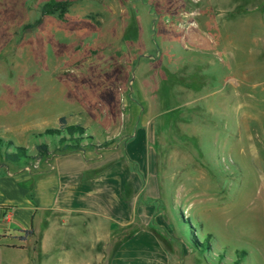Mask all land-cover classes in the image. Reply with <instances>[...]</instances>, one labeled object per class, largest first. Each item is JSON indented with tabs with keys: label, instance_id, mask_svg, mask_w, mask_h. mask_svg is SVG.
I'll use <instances>...</instances> for the list:
<instances>
[{
	"label": "rangeland",
	"instance_id": "rangeland-1",
	"mask_svg": "<svg viewBox=\"0 0 264 264\" xmlns=\"http://www.w3.org/2000/svg\"><path fill=\"white\" fill-rule=\"evenodd\" d=\"M48 1L0 0V167H43L36 145L60 147L47 128L78 125L82 150L104 155L137 134L169 264H264V0H68L60 18L40 15ZM12 146L26 164L6 160ZM9 230L0 264L90 253ZM116 243L94 248L99 264Z\"/></svg>",
	"mask_w": 264,
	"mask_h": 264
},
{
	"label": "crops",
	"instance_id": "crops-1",
	"mask_svg": "<svg viewBox=\"0 0 264 264\" xmlns=\"http://www.w3.org/2000/svg\"><path fill=\"white\" fill-rule=\"evenodd\" d=\"M133 137L121 155L83 149L45 156L32 171L0 167V239L13 238V224L19 232L31 229L39 249L48 233L55 241L74 238L79 250L90 251L76 264H99L105 250L97 255L94 248L112 241L118 243L105 264H169L150 229L157 223L156 160L129 147Z\"/></svg>",
	"mask_w": 264,
	"mask_h": 264
},
{
	"label": "trees",
	"instance_id": "trees-1",
	"mask_svg": "<svg viewBox=\"0 0 264 264\" xmlns=\"http://www.w3.org/2000/svg\"><path fill=\"white\" fill-rule=\"evenodd\" d=\"M69 5L68 0L63 1H48L45 4H43L40 8V15L52 13L55 10H59L61 13L58 15L60 18L62 16V12H64L65 8ZM60 123L63 124V119L60 118ZM85 132V129L78 126V125H67L64 126V128L61 129H54V128H47L44 129L40 134V136H50L52 138H58V136H61L58 138V143H60V147L55 150L53 154H65L70 152H76L81 151L82 147L80 145V141L85 138L83 137V134ZM89 138V137H87ZM4 143L3 139L0 138V146ZM6 144L11 145V142L7 141ZM36 151L43 156H48L47 153V147L45 144H38L36 145ZM12 153H5V158L8 157L9 162L12 163H27V156L25 154V149L22 147H14L12 146ZM132 228V226H130ZM24 235L27 237L33 236V232L31 229L22 231ZM23 240V239H21Z\"/></svg>",
	"mask_w": 264,
	"mask_h": 264
}]
</instances>
